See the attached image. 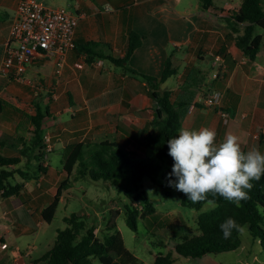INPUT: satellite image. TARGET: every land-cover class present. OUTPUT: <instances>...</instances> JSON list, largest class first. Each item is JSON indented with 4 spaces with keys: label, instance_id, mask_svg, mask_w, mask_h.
<instances>
[{
    "label": "crops",
    "instance_id": "crops-1",
    "mask_svg": "<svg viewBox=\"0 0 264 264\" xmlns=\"http://www.w3.org/2000/svg\"><path fill=\"white\" fill-rule=\"evenodd\" d=\"M21 1L0 0V69ZM37 1L79 17L75 48L68 52L61 74L56 73L53 58L35 59L22 79L0 73V98L4 101L0 155L20 158V166L34 170L29 171L33 177L25 182L22 196L38 225L43 219L35 217V211L60 181L57 178L49 187V162L44 164L47 173L41 174L35 162L20 156L32 137V118L38 111L47 114L44 145L47 136L51 151L65 152L63 160L70 146L101 141L114 142L139 157L155 158L145 145L154 102L145 80L128 71L130 68L160 78L165 61L171 58L176 74L159 87L171 92L172 101L189 104L181 128H210L216 132L217 144L231 133L239 137L242 151L255 147L264 154V138H260L264 134V56L260 52L250 60L236 45V37L246 25L234 20L241 3L214 0L212 9L203 10L198 0ZM130 33L141 37L140 45L126 63L115 64L111 59L124 57ZM89 42L97 44L101 57L90 58L83 49ZM215 93L221 94L219 102L207 108L204 100ZM222 112L228 114L227 120ZM16 180L21 181L17 175ZM19 203L17 207L23 208L25 203ZM15 218L10 226L0 221V261L10 248L12 235L31 231ZM257 259L255 255L252 261ZM246 260L242 263L250 264Z\"/></svg>",
    "mask_w": 264,
    "mask_h": 264
},
{
    "label": "trees",
    "instance_id": "trees-1",
    "mask_svg": "<svg viewBox=\"0 0 264 264\" xmlns=\"http://www.w3.org/2000/svg\"><path fill=\"white\" fill-rule=\"evenodd\" d=\"M203 10L212 9L214 0H198ZM264 0H242L239 10L234 14V20L246 24L243 33L236 37V45L245 57L255 60L263 45V36L257 34V28H264ZM141 37L130 33L126 53L121 59H111L115 64L126 63L140 45ZM97 44L86 43L83 49L90 58L101 57L96 51ZM128 71L140 75L146 82L147 92L154 102V118L149 123V134L145 138V145L155 154L156 161H143L132 158V153L118 144L110 141H101L88 145L76 144L69 147V152L63 161V171L67 178L58 186L51 202L41 210L43 221L50 223L61 202L63 192L70 187V176L77 173L78 177L89 178L92 181H111L122 184L124 193L129 200L126 206V222L131 230L137 231L138 219H147L155 215L156 209L150 199L148 191L143 186L144 178L160 176L162 180L163 196L171 197L172 187L167 186L166 175L171 172L173 159L168 155L167 141L176 138L181 129L184 113L189 107L186 102H174L169 90H160V85L176 74L171 58L164 64L160 78L139 74L133 69ZM4 109V101L0 98V117ZM46 113L41 111L32 118L33 134L25 149L20 152L26 162H35L38 173L46 174L47 167L44 145V119ZM264 138V134L260 135ZM21 159L4 157L0 155V195L2 198L19 197L25 204L22 196L25 182L32 179L31 168L20 166ZM16 175L21 181L16 180ZM175 180V177H172ZM254 187L248 193L250 199L241 201L239 207L224 200L220 196L208 194V199H215L219 207L211 210L206 201L193 204L187 200L182 192L179 197L182 207L201 211L198 215V228L200 233L193 237H184L181 243L176 244L175 250L179 255L190 258L202 257L207 254H218L235 251L241 247L242 232L233 229L228 239L223 238L219 225L226 218L232 217L250 233L252 246L257 244L264 253V175L259 181H252ZM259 206V207H258ZM203 210V211H202ZM119 211H114L107 230L116 229V217ZM68 227L57 232L53 246L33 264H91V257H96L102 264H140L136 256L126 247L119 233H107L100 240L94 227L87 228L84 221L76 214L64 218ZM86 229L84 235L81 231ZM81 236V237H80ZM259 251V252H261ZM255 254V253H253ZM172 254L155 256L153 264H173Z\"/></svg>",
    "mask_w": 264,
    "mask_h": 264
},
{
    "label": "rangeland",
    "instance_id": "rangeland-1",
    "mask_svg": "<svg viewBox=\"0 0 264 264\" xmlns=\"http://www.w3.org/2000/svg\"><path fill=\"white\" fill-rule=\"evenodd\" d=\"M232 1L235 4H240L242 0ZM256 33L263 36L260 54L264 56V28H257ZM1 128L0 123V133H2ZM64 153L57 150L50 151L45 155L46 162H49L50 165L49 187L57 181V178L60 181L56 187L66 179L63 178L65 177L63 171ZM131 156L143 161L159 162L155 158L139 157L136 154ZM33 171V169L30 170V172ZM154 180L155 182L150 178H144L142 184L149 193L156 213L147 219H138L137 231L131 230L126 222V206L129 204V200L124 193V186L111 181L95 182L89 178L78 177L77 173H73L70 176V187L63 192L53 220L50 223L43 221L41 225L37 224L31 214L29 204L22 205L23 208L17 207L21 204L19 203L22 202L21 200L11 201L0 197V221L10 226L12 218L17 217L19 221L31 228L30 232L12 235L9 238L10 248L5 251L0 264H33L53 246L57 232L68 227L64 218H69L72 214H76L80 220L84 221L87 228L94 227L100 240H103L107 233H119L126 247L136 256L140 264H153L155 256L169 253L172 254L173 264H243V258L247 259L246 261L250 264H264V253L257 244L251 245V238L247 237L250 236L247 228L242 232L244 248L240 247L235 251L218 254H207L197 258L179 255L175 250L176 244L181 243L184 237L190 238L200 233L197 221L201 211L182 207L179 193L174 188L170 190L171 197L165 198L160 176ZM55 190L49 191L43 197L42 205L39 206L38 211H35V217H38L39 220H42L41 210L47 205L46 203L51 201ZM207 208L206 205L204 210ZM114 211H119V215L115 219L117 227L107 230ZM86 227L81 231V236L85 234ZM10 229L14 230L13 227ZM253 253L258 257L255 261H252L255 256ZM15 258L18 259L15 260ZM90 260L91 264H102L96 257H91Z\"/></svg>",
    "mask_w": 264,
    "mask_h": 264
},
{
    "label": "clouds",
    "instance_id": "clouds-1",
    "mask_svg": "<svg viewBox=\"0 0 264 264\" xmlns=\"http://www.w3.org/2000/svg\"><path fill=\"white\" fill-rule=\"evenodd\" d=\"M215 140L216 132L207 127L181 128L176 138L169 139L168 155L174 163L165 177L167 186L185 194L193 204L206 201L211 210L219 204L207 198L209 193L239 207L241 201L250 199L252 181L264 175V154L255 147L242 151L239 137L231 133L219 144ZM219 228L224 239L231 236L233 229L245 231V226L232 217L220 223Z\"/></svg>",
    "mask_w": 264,
    "mask_h": 264
},
{
    "label": "built area",
    "instance_id": "built-area-1",
    "mask_svg": "<svg viewBox=\"0 0 264 264\" xmlns=\"http://www.w3.org/2000/svg\"><path fill=\"white\" fill-rule=\"evenodd\" d=\"M78 21L79 17L66 9L48 7L37 0H22L11 26L1 75L22 79L29 64L46 58L55 60L56 73L61 74L68 52L75 48ZM220 97V93H215L204 100V105L215 107ZM222 115L226 120L229 117L227 113L222 112ZM45 141L46 150L50 152L49 137L46 136Z\"/></svg>",
    "mask_w": 264,
    "mask_h": 264
}]
</instances>
